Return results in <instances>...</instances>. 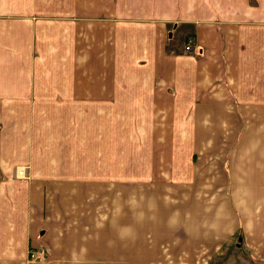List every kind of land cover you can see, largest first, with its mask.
Segmentation results:
<instances>
[{"label": "crops", "instance_id": "crops-1", "mask_svg": "<svg viewBox=\"0 0 264 264\" xmlns=\"http://www.w3.org/2000/svg\"><path fill=\"white\" fill-rule=\"evenodd\" d=\"M257 21L264 0H0V264L99 259L129 229L130 182L142 221L169 202L186 227L218 176L254 217L231 158L264 116V28L238 24Z\"/></svg>", "mask_w": 264, "mask_h": 264}, {"label": "rangeland", "instance_id": "rangeland-1", "mask_svg": "<svg viewBox=\"0 0 264 264\" xmlns=\"http://www.w3.org/2000/svg\"><path fill=\"white\" fill-rule=\"evenodd\" d=\"M262 23L264 22L238 24L242 29L264 28ZM242 119L245 120L246 128L251 125V137L256 129L257 139L255 145L251 140V147L236 148L232 153L231 163L234 161V165L231 167L235 169L236 175L240 173V176H232V178H237L240 185L239 195L244 197L250 187L251 193L255 194L257 206L254 217L252 213L241 212L239 214L238 209H242L244 205L242 202L238 206L232 201L235 182L232 181V186L226 187L228 186L227 176H218V180H214L216 185L221 189L225 186V191H220L222 198H218L214 205L212 202L216 195L212 193L209 197L204 198V203L207 205L196 206V208L207 211L192 214L183 213L184 216H188L184 223L186 227L175 229L176 219H172L171 215L164 211L169 208V202L157 204L155 210L160 211L151 213L146 221H142V217L138 216L142 212H138L137 208L140 210L144 202L147 203L152 198H147L142 188L138 195L136 185H131L136 182H130L129 229L114 230V240L111 245L97 246L96 258L99 259L89 257L87 260L65 261L58 262V264H264V116L258 115ZM235 127L236 120L229 125V128ZM219 135L220 133L217 134V139ZM221 143H225L226 156L229 140L224 139ZM17 170L22 171V176L26 177L22 168H17ZM19 172L17 175L21 176ZM250 172L256 174V183L251 177L245 176ZM209 177L207 182L203 179L202 184L203 188L209 186L212 190L213 180L211 176ZM244 184H247L248 188L246 186L244 188ZM120 204L119 194L114 195V208L119 207ZM253 206V200L246 204L247 208H253ZM115 216L114 213L113 220ZM175 216L177 217L178 214ZM152 217L153 221L150 220ZM177 223L179 224V222ZM171 228L174 230L169 234ZM175 230L176 232H174ZM109 257L112 260H108ZM48 261L46 253L43 262L33 264H54V262Z\"/></svg>", "mask_w": 264, "mask_h": 264}, {"label": "built area", "instance_id": "built-area-1", "mask_svg": "<svg viewBox=\"0 0 264 264\" xmlns=\"http://www.w3.org/2000/svg\"><path fill=\"white\" fill-rule=\"evenodd\" d=\"M190 49L189 46L185 47V50L188 51ZM19 175H21L20 177H23V172H19ZM45 256H46V252L45 250L41 249V248H37V249H30L28 251V262L29 263H37V262H43L45 260Z\"/></svg>", "mask_w": 264, "mask_h": 264}, {"label": "water", "instance_id": "water-1", "mask_svg": "<svg viewBox=\"0 0 264 264\" xmlns=\"http://www.w3.org/2000/svg\"><path fill=\"white\" fill-rule=\"evenodd\" d=\"M241 241V239L239 238V242Z\"/></svg>", "mask_w": 264, "mask_h": 264}]
</instances>
